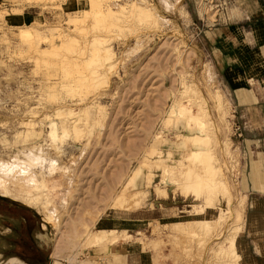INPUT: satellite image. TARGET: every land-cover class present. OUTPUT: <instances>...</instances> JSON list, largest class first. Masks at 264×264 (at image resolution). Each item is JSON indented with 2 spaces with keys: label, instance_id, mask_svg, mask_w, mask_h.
I'll return each instance as SVG.
<instances>
[{
  "label": "rangeland",
  "instance_id": "1",
  "mask_svg": "<svg viewBox=\"0 0 264 264\" xmlns=\"http://www.w3.org/2000/svg\"><path fill=\"white\" fill-rule=\"evenodd\" d=\"M132 1L107 0L101 10ZM143 2L155 9L159 22L138 23L135 16L109 22L107 17V28L100 10L87 0L0 4V196L16 202L0 201V264H112L108 244L120 237L143 252L141 262L120 264H242L236 237L247 208V155L233 133L235 112L218 79L215 50L221 32L247 20L249 0ZM27 5L35 17L14 24L11 17ZM61 36L68 37V47L40 53L59 45ZM96 36L104 37L100 39L114 52L115 66L90 52ZM254 47L261 52L247 62L257 78L264 75V44ZM90 78L104 79L105 87L100 81L91 88L96 81ZM215 90L222 95L218 107ZM198 96L208 103L211 116L204 118H209L205 128L212 127L210 132L188 118L189 101L202 102ZM185 100L186 115L178 110ZM196 133L213 136L207 145L228 186L226 193L219 185L216 195L211 193L216 209L204 205L209 187L202 182L198 196L190 186L184 192L191 180L179 167L185 152L196 146H185L183 135ZM117 195L118 207L113 201ZM22 206L34 210L39 220ZM107 219L133 236L119 235ZM235 225L240 227L231 229L237 232V255L227 244L218 245Z\"/></svg>",
  "mask_w": 264,
  "mask_h": 264
},
{
  "label": "crops",
  "instance_id": "2",
  "mask_svg": "<svg viewBox=\"0 0 264 264\" xmlns=\"http://www.w3.org/2000/svg\"><path fill=\"white\" fill-rule=\"evenodd\" d=\"M8 1L11 0H0V4H10ZM249 4L246 9L248 18L244 24L235 26L236 32L234 29L227 30L216 38L215 51L219 55V68L216 72L221 85L230 95L235 121L242 131V136L237 139L247 155V208L243 230L236 237V247L242 264H264V75L255 78L252 65L247 62L248 56L255 58L257 50L261 52V49L253 50L256 48L254 45L264 44V0H249ZM32 8L33 6H22V13L11 17L13 23L21 24L35 17L34 11L30 10ZM239 28H242L243 34ZM252 80L260 82L257 81V85H254ZM105 221L110 225L112 223V219ZM111 226L114 227L111 229L119 231V235L133 236L125 233L127 230ZM118 240L115 244H108L107 256L112 264L114 261L119 262L118 264L142 261L143 252L135 242L123 243L122 237Z\"/></svg>",
  "mask_w": 264,
  "mask_h": 264
},
{
  "label": "bare ground",
  "instance_id": "3",
  "mask_svg": "<svg viewBox=\"0 0 264 264\" xmlns=\"http://www.w3.org/2000/svg\"><path fill=\"white\" fill-rule=\"evenodd\" d=\"M105 1H107V0H87V3H88V5L89 4H91L90 6H93V8H95L96 10H100L99 11V13H97V11H95V9L94 10H92V12L93 11H95L96 13L95 14H93V18L95 19V17H97V16H99L100 15V17L102 18V21H103V18H107L108 17V20L109 19H115V20H122V19H125L126 20V18H131V17H134V19H136L137 20V18L139 19L138 21H141V22H138V23H142V21L145 23V22H149V23H157V22H159V20L157 19V16L158 15H156V13L154 12L155 11V9L153 10V9H151V7H149V5L147 6V4L146 3H144L143 1H141V0H139V1H132L131 3H129V4H127L126 6H124V5H117L118 7H115V8H113V7H111V5H107V7H106V9H102L101 10V4L104 2V3H106ZM109 1V0H108ZM147 2V1H146ZM118 4V3H117ZM96 5H99V7H100V9H99V7H98V9H97V7H94V6H96ZM103 5V4H102ZM105 7V6H104ZM99 14V15H98ZM91 15V14H90ZM89 15V16H90ZM95 15H97V16H95ZM85 16V15H84ZM82 17H83V14H82ZM92 17V16H91ZM101 18H99L98 17V20L99 19H101ZM79 21L81 20V19H79V17L77 18ZM76 19V20H77ZM89 19V18H88ZM111 19V20H112ZM83 20V19H82ZM97 19H95V21H96ZM114 20V21H115ZM158 20V21H157ZM72 22L74 21V19H72L71 20ZM100 21V20H99ZM104 21H105V19H104ZM103 21V22H104ZM107 21V20H106ZM105 21V23L107 24V22ZM130 21V20H129ZM74 22H77V21H74ZM101 22V21H100ZM102 22V23H103ZM109 22H110V20H109ZM109 22H108V24H109ZM116 22V21H115ZM119 22H121V21H119ZM112 24L114 23V22H111ZM94 24L96 25V23L94 22ZM98 24V23H97ZM107 24V25H108ZM115 24H119L118 22L117 23H115ZM121 24V23H120ZM119 24V25H120ZM124 24V23H123ZM147 24V23H146ZM152 24H151V26H152ZM93 25V24H92ZM103 25V24H102ZM105 25V24H104ZM114 25V24H113ZM119 25H116L117 27L119 26ZM126 25H128V24H126ZM109 26H111V25H108L107 26V28H109ZM121 26V25H120ZM123 26V25H122ZM121 26V27H122ZM157 26V25H156ZM96 27V26H95ZM101 27V26H100ZM106 26H104V28H105ZM113 27H115V25L113 26ZM121 27H118V28H121ZM129 27V26H128ZM127 27V28H128ZM97 28V27H96ZM111 28V27H110ZM124 28V27H123ZM116 29V28H115ZM117 30H119V29H117ZM67 34V33H66ZM59 35V34H58ZM61 35V34H60ZM65 36V35H64ZM67 36H68V34H67ZM70 36V35H69ZM68 36V37H69ZM63 36H61V38H62ZM68 37L66 38V39H68ZM73 38V37H72ZM100 38H102V36L100 37V36H96V37H94V42H93V44H90V46H91V50L92 51H90V52H93V54H97V56H99L100 57V59H102L101 57L103 56V60L104 61H106V59H107V61L110 59H112L111 57L112 56H114V52H112L111 51V48H109L107 45H105V41L106 40H102V39H105L104 37L102 38V39H100ZM63 39V40H62ZM60 41H61V43L59 42V45H56V44H53L52 45V50H49L48 48H42V49H40V51L39 50H36V51H38V53L40 52L41 54L43 53V55H45L46 53H51V52H53V50H54V52H55V54H56V52L57 51H55V50H59L58 48H61L62 46H65V47H68L66 44H67V42L69 41V40H66V39H64V38H62ZM71 39V38H70ZM74 39V38H73ZM74 41H75V39H74ZM72 39L70 40V43H72V45H73V42H74ZM77 41V40H76ZM107 42V41H106ZM29 43H32L31 41L29 42ZM70 43H68V45L71 47V45H70ZM75 43V42H74ZM31 45V44H30ZM33 45V44H32ZM31 47V46H30ZM32 48V47H31ZM33 48H34V46H33ZM36 48V47H35ZM39 49V48H38ZM64 49V48H63ZM72 49V48H71ZM47 50H49V51H47ZM66 50L68 51V48H66ZM51 51V52H50ZM44 52H45V54H44ZM59 52V51H58ZM57 52V53H58ZM92 54V53H91ZM92 54V55H93ZM94 56V55H93ZM92 57V56H91ZM99 57H97V60H99L100 61V59H99ZM105 57V58H104ZM93 59L94 58H96V55L94 56V57H92ZM91 58V60H93ZM103 60H101V62H104ZM112 61V60H111ZM117 61V60H116ZM36 62V61H35ZM113 62H114V64H115V61H112V64H113ZM113 64V65H114ZM102 65V64H101ZM110 65V64H109ZM108 66V65H107ZM115 66V65H114ZM112 67V66H111ZM110 68V67H109ZM111 69H109L108 71H110ZM113 70V69H112ZM107 71V70H106ZM107 71V72H108ZM208 71V70H207ZM93 72V73H92ZM95 72L96 71H91V73H92V75L93 74H95ZM210 71H208V73H209ZM111 74V73H110ZM210 74V73H209ZM208 74V75H209ZM109 75V74H108ZM107 75V76H108ZM100 76H102V74L100 75ZM99 76V77H100ZM107 76H105L106 78H104V79H107ZM211 76V75H210ZM211 78V77H210ZM93 79V80H92ZM96 79V78H95ZM94 78H90V80L89 81H93L94 82V80H95ZM104 79H100V81H101V84H98L99 82L97 81V80H95L96 81V85H95V82H94V84L92 83V86H94V87H91V83L89 82V87H91V88H95L96 86H97V84L98 85H101L102 86V84H103V86L105 87V81H104ZM103 81V82H102ZM108 81V80H107ZM88 82V81H87ZM98 82V83H97ZM186 84V83H185ZM188 84V83H187ZM107 85V84H106ZM194 85V84H193ZM208 85V84H207ZM185 86V85H184ZM189 86H191V84H188V86L187 87H189ZM186 87V89H188ZM195 87V89L197 88L196 86H194ZM191 88V87H190ZM185 89V91H188V90H186ZM193 89V88H192ZM191 89V90H192ZM191 90H190V92H191ZM196 90H198V88L196 89ZM217 90V89H216ZM215 90V96L213 97L214 98V102H215V104H216V106L218 107L220 104H221V98H222V95L220 94V92L221 91H216ZM184 91V92H185ZM194 92V91H193ZM198 92V91H197ZM195 94H197V95H199V92L198 93H196V92H194ZM185 95H186V92L184 93ZM193 94V93H192ZM194 94V95H195ZM196 95V96H197ZM193 96V95H192ZM189 97V96H188ZM198 97H200V96H198ZM201 98V97H200ZM203 98V97H202ZM201 98V101L202 102H194V103H191V102H193V101H189V106H188V115H189V117L188 118H190V120H195V121H198V123L200 122V124H202V125H204L203 127H202V129L204 130V132L206 131V129L209 127H207V128H205V123L208 125V123H207V121L208 120H206L205 121V119L207 118V117H209V112H210V110H209V108H208V103H207V101L203 98L202 99ZM185 99H186V96H185ZM188 99V98H187ZM185 102H188V100H185V101H182L181 103H179L180 104V106L178 107V110L180 111V112H182V114H184L183 112H185V110H186V108H184L183 107V105L184 104H186ZM188 105V104H187ZM195 108V109H194ZM86 112V111H85ZM172 112H175V110L173 111V110H171V113ZM70 113H71V111H70ZM176 113H178V112H176ZM209 114V115H208ZM70 114H68V116H69ZM72 115V114H71ZM184 115H186V113L184 114ZM205 115H208L206 118H204L205 117ZM183 116V115H182ZM211 116V115H210ZM185 116H183V118H184ZM187 117V116H186ZM185 117V118H186ZM182 118V120H184ZM187 118V119H188ZM181 119V118H180ZM207 119H209V118H207ZM79 120V119H78ZM194 121V122H195ZM188 123H189V121H187ZM193 122V123H194ZM75 123V122H74ZM74 123H72V124H74ZM188 123H187V125H188ZM212 124V123H211ZM186 125V126H187ZM72 127H74L73 125H72ZM214 127V126H213ZM75 128V127H74ZM209 128H212V127H209ZM200 129V128H199ZM78 129L76 128V131H77ZM216 130V129H215ZM72 131V130H71ZM207 131H209L210 132V130H208L207 129ZM212 131H213V129H212ZM74 132V131H73ZM193 132V131H192ZM201 132H202V130H201ZM214 132V131H213ZM213 132H212V134H213ZM194 133V132H193ZM207 133V132H206ZM192 134V135H183L184 137H183V141L182 142H184V144H186L185 146H187V147H191V146H196L195 148H193V149H188L187 150V152H185V155H184V153H183V155L184 156H182V158L184 157V158H186V161H184V163H182L181 165H180V167H179V169L181 170V172L182 173H185V174H187L185 177H187L188 176V179L189 180H191V181H188L186 178H185V183L187 182L188 184H186L185 186H186V188H187V190L185 189V191L184 192H188V189H189V186L190 187H192V188H195V189H193L194 190V194H195V196H198V194H199V191L201 190L200 188H201V186H202V183L204 184V185H206V187H204V185H203V187L204 188H206V189H208V187H209V189L207 190V192H205V193H208L205 197H204V205L206 204V206H209V207H211L212 209H216V206L214 205V204H212V201H213V195L217 192V190H220V189H222V193H226V192H228V186H226V184L224 183V179H222V173H221V171H220V169H219V167L218 166H216L215 165V161H216V159H215V156H214V153L212 152V150L211 149H209L210 147H209V145H207V140L209 141V139H211L209 136L210 135H208V134ZM75 134H76V132H75ZM74 134V135H75ZM191 134V133H190ZM211 134V133H210ZM77 135V134H76ZM209 137V138H208ZM215 137V136H214ZM212 140V139H211ZM211 140H210V142H211ZM227 143V142H226ZM210 144V143H209ZM222 145H224V144H222ZM228 147V146H227ZM227 147H225L224 148V146L222 147V148H224V149H226ZM221 148V147H220ZM224 149H222V150H224ZM221 150V151H222ZM222 152H224V151H222ZM179 161H180V159H179ZM217 162V161H216ZM217 165H219L218 163H217ZM54 166V165H53ZM59 167V166H58ZM51 168H53L52 166H51ZM53 171V170H52ZM50 172V171H49ZM56 172V171H55ZM52 173V172H51ZM54 173V172H53ZM189 173V174H188ZM204 173V174H203ZM203 175V176H202ZM203 180V181H202ZM42 181V180H41ZM183 181V180H182ZM206 182V184H205V182ZM1 182V181H0ZM43 182H44V180H43ZM200 182H202V183H200ZM184 182H183V185L180 183V185H181V187L182 188H180V185H178V187L177 188H179V190L180 189H182L183 190V186H184V184H185ZM38 184V183H37ZM0 185H1V183H0ZM218 185L220 186V189H216L217 187H218ZM4 186V185H3ZM200 186V187H199ZM192 188H190L191 189V191H192ZM203 188V189H204ZM157 189V188H156ZM156 189H155V191H156ZM198 189H199V191H198ZM206 189H205V191H206ZM216 189V190H215ZM2 190V189H1ZM163 191L164 192V190L163 189H157V191L159 192V191ZM176 190V189H175ZM214 190L216 191V192H214ZM156 191V192H157ZM165 191H167V190H165ZM6 192V191H5ZM180 192H181V190H180ZM193 192V191H192ZM191 192V193H192ZM161 193V192H160ZM179 193V192H178ZM185 193V194H186ZM200 193H201V191H200ZM211 193H214V194H212L211 195ZM36 194V193H35ZM173 194V193H172ZM181 194V193H180ZM185 194L183 195V196H185ZM197 194V195H196ZM3 195V194H2ZM37 195V194H36ZM157 195H159V193L157 194ZM165 195V192H164V194L163 195H161V196H164ZM202 195V194H201ZM216 195V194H215ZM5 196V195H4ZM194 196V197H195ZM28 197H30V196H28ZM34 197L35 198H33V195L30 197L31 199H33V200H35L36 199V197L37 196H35L34 195ZM203 198V197H202ZM30 199V200H31ZM121 200V196L120 195H117V196H115V199L113 200L114 201V206H119V201ZM228 202V201H227ZM192 203V202H191ZM230 203V202H229ZM228 203V204H229ZM203 205V204H202ZM203 205V206H204ZM230 205V204H229ZM228 205V210H229V208H230V206ZM194 206V205H193ZM198 205H196V207H197ZM202 206V207H203ZM199 208V207H198ZM211 209V210H212ZM196 210V209H195ZM205 210V209H204ZM210 210V209H209ZM196 211H198V210H196ZM205 211H207V210H205ZM205 211H204V213H205ZM221 212V211H220ZM219 212V213H220ZM226 212V211H225ZM223 213V212H222ZM227 213H228V211H227ZM226 213V214H227ZM218 214V213H217ZM220 215V214H219ZM218 216V215H217ZM216 216V217H217ZM46 217H49V216H46ZM45 218V217H44ZM238 218V217H237ZM236 218V219H237ZM47 219V218H46ZM45 219V220H46ZM50 219V218H49ZM213 220L215 219V218H212ZM48 222H50V221H48ZM53 222V221H52ZM87 222V221H86ZM92 222V221H91ZM46 223H47V221H46ZM203 223V222H202ZM205 223H206V221H205ZM210 222H207V224H209ZM175 224H177V223H175ZM210 224H212V223H210ZM210 224H209V226H210ZM242 225V224H241ZM203 226V225H202ZM214 226V225H213ZM236 226V227H235ZM235 226H233V228H230L229 230L231 231V232H229L230 234H228V235H226L225 237L223 236L222 238V240L221 241H218L219 243H218V245H220V247L219 248H221V245H223V243H225V244H227L228 245V247H227V250L228 249H230L231 251L230 252H232L233 253V255H235L236 253H234V247H235V245H234V237H236V235L235 234H237V232H238V230L237 229H240V227L238 226V225H235ZM204 227H205V224H204ZM239 227V228H238ZM207 228H210V227H208L207 225H206V228L205 229H207ZM231 229H236L237 230V232L236 233H234L233 232V230H231ZM209 229H207V231H208ZM228 230V231H229ZM235 230V231H236ZM206 231V230H205ZM79 232V231H78ZM232 233H234V234H232ZM72 234V233H71ZM76 234V232L74 231L73 232V235H75ZM233 235H235V236H233ZM69 236V235H68ZM71 236V235H70ZM71 237H73V236H71ZM62 240V239H61ZM91 240H92V238H91ZM62 242V241H61ZM91 242V241H90ZM60 244V241H59V243L57 244V246H56V248L54 249V251L52 252V254L53 255H56L57 254V250H59V245ZM61 247V246H60ZM72 247V246H71ZM217 247V246H216ZM218 247H217V249H216V252H217V250L219 249ZM224 248V247H223ZM226 250V249H225ZM220 251V250H219ZM224 251V250H223ZM222 251V252H223ZM229 251V250H228ZM225 252V251H224ZM227 252V251H226ZM221 253V252H220ZM222 254V253H221ZM220 254V255H221ZM223 255V254H222ZM225 255V254H224ZM237 255V254H236ZM226 256V255H225ZM224 256V257H225ZM230 256V255H229ZM229 256L227 255V257L229 258ZM230 257H233V256H230ZM238 257V256H237ZM234 258V257H233ZM230 259V258H229ZM235 259H237V258H235ZM235 259H233V262L235 261ZM231 260V259H230ZM229 260V261H230ZM228 261V262H229ZM55 263H58L57 261L55 262ZM231 263V262H230ZM229 263V264H230ZM232 264V263H231Z\"/></svg>",
  "mask_w": 264,
  "mask_h": 264
},
{
  "label": "trees",
  "instance_id": "4",
  "mask_svg": "<svg viewBox=\"0 0 264 264\" xmlns=\"http://www.w3.org/2000/svg\"><path fill=\"white\" fill-rule=\"evenodd\" d=\"M0 201H4V202H10V203H16L15 201H12L6 197H3V196H0ZM22 211H25L26 214H32L33 218L36 219L37 221L39 220V215L32 209L28 208V207H24L22 206V208H20ZM24 217V216H23ZM27 231L32 234V231L31 229H28L27 228ZM41 248H39L37 251L41 252L40 251Z\"/></svg>",
  "mask_w": 264,
  "mask_h": 264
},
{
  "label": "built area",
  "instance_id": "5",
  "mask_svg": "<svg viewBox=\"0 0 264 264\" xmlns=\"http://www.w3.org/2000/svg\"><path fill=\"white\" fill-rule=\"evenodd\" d=\"M233 133L234 135H236V137L240 138L242 136V131H241V127L237 122H233Z\"/></svg>",
  "mask_w": 264,
  "mask_h": 264
}]
</instances>
